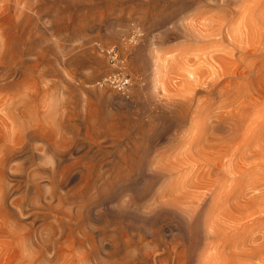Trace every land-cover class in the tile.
Returning <instances> with one entry per match:
<instances>
[{"label":"rangeland","instance_id":"1","mask_svg":"<svg viewBox=\"0 0 264 264\" xmlns=\"http://www.w3.org/2000/svg\"><path fill=\"white\" fill-rule=\"evenodd\" d=\"M0 264H264V0H0Z\"/></svg>","mask_w":264,"mask_h":264},{"label":"built area","instance_id":"2","mask_svg":"<svg viewBox=\"0 0 264 264\" xmlns=\"http://www.w3.org/2000/svg\"><path fill=\"white\" fill-rule=\"evenodd\" d=\"M100 50L106 55L110 68L96 81V85L114 90L128 98L130 96L131 78L123 68L124 59L119 56L114 45L101 47Z\"/></svg>","mask_w":264,"mask_h":264},{"label":"bare ground","instance_id":"3","mask_svg":"<svg viewBox=\"0 0 264 264\" xmlns=\"http://www.w3.org/2000/svg\"><path fill=\"white\" fill-rule=\"evenodd\" d=\"M28 132V131H27ZM30 149V148H29ZM32 153H34V152H32ZM30 155V154H29ZM32 156H34V155H32ZM69 166V165H68ZM63 170L65 171L66 169H64L63 168ZM62 171V170H61ZM63 172V171H62ZM61 176V175H60ZM60 181V180H59ZM152 209V208H151ZM149 211V210H148ZM151 214V213H150ZM82 215V214H81ZM133 244V243H132ZM139 248V247H138Z\"/></svg>","mask_w":264,"mask_h":264}]
</instances>
